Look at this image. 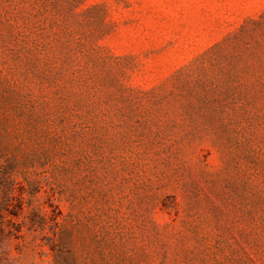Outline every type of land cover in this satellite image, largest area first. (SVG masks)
Here are the masks:
<instances>
[{
	"label": "rangeland",
	"instance_id": "rangeland-1",
	"mask_svg": "<svg viewBox=\"0 0 264 264\" xmlns=\"http://www.w3.org/2000/svg\"><path fill=\"white\" fill-rule=\"evenodd\" d=\"M0 264H264V0H0Z\"/></svg>",
	"mask_w": 264,
	"mask_h": 264
}]
</instances>
